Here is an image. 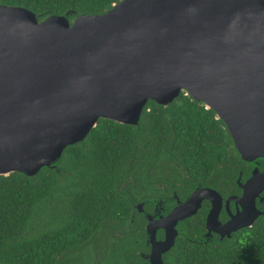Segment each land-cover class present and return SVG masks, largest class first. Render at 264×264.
I'll return each mask as SVG.
<instances>
[{"label": "water", "instance_id": "obj_1", "mask_svg": "<svg viewBox=\"0 0 264 264\" xmlns=\"http://www.w3.org/2000/svg\"><path fill=\"white\" fill-rule=\"evenodd\" d=\"M71 14L39 20L0 4V176L57 169L100 120L139 127L150 101L167 108L185 94L215 114L254 168L244 182L239 175L240 210L225 225L215 191L182 201L151 264H170L161 254L174 247L177 223L205 198L210 229L218 223L233 241L253 227L264 217L256 206L264 201V0H119L102 13ZM147 230L157 239L153 221Z\"/></svg>", "mask_w": 264, "mask_h": 264}, {"label": "trees", "instance_id": "obj_2", "mask_svg": "<svg viewBox=\"0 0 264 264\" xmlns=\"http://www.w3.org/2000/svg\"><path fill=\"white\" fill-rule=\"evenodd\" d=\"M118 1L0 4L27 8L39 20L73 11V20L77 14L102 13ZM229 143L215 114L185 94L167 108L150 101L139 127L100 120L82 144L66 150L57 169L34 178L0 176V264H92L91 240L102 222L125 221L130 213L117 187L140 161L169 159L200 174L238 158ZM235 236L220 247L180 243L175 264H264V218Z\"/></svg>", "mask_w": 264, "mask_h": 264}, {"label": "flooded vegetation", "instance_id": "obj_3", "mask_svg": "<svg viewBox=\"0 0 264 264\" xmlns=\"http://www.w3.org/2000/svg\"><path fill=\"white\" fill-rule=\"evenodd\" d=\"M231 149L229 143L228 150ZM148 159L140 161L135 170L119 183L117 188L121 196L128 200L130 213L125 221L107 219L102 222L100 230L91 240V250L95 253L92 264H151L149 256L153 251L160 252L165 248L159 242L166 239V231L173 224L165 219L182 201L201 190L210 189L221 196L222 207L218 223L227 224L232 215L240 210L237 200L241 197L242 190L237 179L242 174L244 182L254 168L252 164L243 162L239 157H232L225 164H216L212 171H201L197 174L169 159L161 162L156 158ZM259 169L264 170V163ZM260 197H264V193ZM256 201L257 209L264 211V201L261 202L260 199ZM201 202L195 214L177 223L178 235L174 247L161 254L164 263L171 264L177 261L175 251L180 243L185 248L188 245L220 247L231 241L229 236L215 231L214 227L218 226V223L212 229L209 228L213 200L205 198ZM193 209L194 207H191L186 213L190 214ZM151 219L157 230V239L154 241L149 239L147 230ZM211 221L215 223L217 219L211 216ZM237 233L232 234L233 238Z\"/></svg>", "mask_w": 264, "mask_h": 264}]
</instances>
